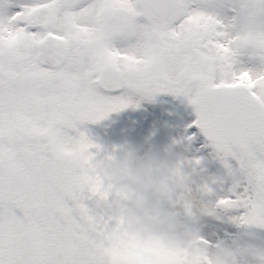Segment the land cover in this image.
<instances>
[{
	"label": "snow or ice",
	"instance_id": "snow-or-ice-1",
	"mask_svg": "<svg viewBox=\"0 0 264 264\" xmlns=\"http://www.w3.org/2000/svg\"><path fill=\"white\" fill-rule=\"evenodd\" d=\"M162 92L236 178L218 202L264 230V0H0V264H105L78 126Z\"/></svg>",
	"mask_w": 264,
	"mask_h": 264
},
{
	"label": "clouds",
	"instance_id": "clouds-1",
	"mask_svg": "<svg viewBox=\"0 0 264 264\" xmlns=\"http://www.w3.org/2000/svg\"><path fill=\"white\" fill-rule=\"evenodd\" d=\"M188 150L180 137L163 146L98 147L91 155L87 198L97 212L89 231L105 264H239L238 253L211 248L199 236L194 187L207 201L201 215L229 209L203 178L201 161L186 158ZM216 159L224 166L220 154ZM262 258L264 252L253 253L250 264H264Z\"/></svg>",
	"mask_w": 264,
	"mask_h": 264
},
{
	"label": "rangeland",
	"instance_id": "rangeland-1",
	"mask_svg": "<svg viewBox=\"0 0 264 264\" xmlns=\"http://www.w3.org/2000/svg\"><path fill=\"white\" fill-rule=\"evenodd\" d=\"M132 105L134 106L111 113L106 119L98 123L80 125L78 129L80 132L85 133L91 143L109 152L113 146L121 144L163 146L169 143L171 139L180 137L185 138L186 142L190 140L193 144L197 141L200 144L198 149L188 155L186 154V158L189 161H201L203 178L212 183L216 198H225L229 192H232L233 186L231 187L230 182L235 184L236 178L230 176L227 169L216 159V152L211 144H204L193 128L189 127L193 125L192 106L185 97L162 92L151 99H147L135 94L132 95ZM189 137L194 138L189 139ZM188 149L190 152L193 146ZM91 151L94 154L96 149L94 148ZM199 183L200 181L197 180V185ZM192 196L197 210L198 231L206 236L209 241L214 242L211 248H223L239 253L237 251H240L241 247L243 248V242L241 241L246 240L249 251L258 253L260 248L255 243L256 235L258 232V235H263L264 239V230H255L250 234H246V238L243 239L237 229L239 224L233 222L235 216L213 217L201 215L198 209L201 207L202 202L207 203V201L201 197L196 187L193 188ZM84 203L89 211L95 215L97 210L94 202L87 198V194ZM212 203H215V201L213 200ZM17 214L19 215V212ZM249 235L250 237H248ZM260 252L264 251L260 249ZM250 255L249 253L239 255V264L250 261Z\"/></svg>",
	"mask_w": 264,
	"mask_h": 264
},
{
	"label": "flooded vegetation",
	"instance_id": "flooded-vegetation-1",
	"mask_svg": "<svg viewBox=\"0 0 264 264\" xmlns=\"http://www.w3.org/2000/svg\"><path fill=\"white\" fill-rule=\"evenodd\" d=\"M255 230H257V229L250 228V231L247 232L246 234H250L251 232H254ZM248 237H250V235ZM259 239H261V243H264L263 235L260 236V235H258V232H257L256 241H255L256 245L259 244V242H258Z\"/></svg>",
	"mask_w": 264,
	"mask_h": 264
},
{
	"label": "water",
	"instance_id": "water-1",
	"mask_svg": "<svg viewBox=\"0 0 264 264\" xmlns=\"http://www.w3.org/2000/svg\"><path fill=\"white\" fill-rule=\"evenodd\" d=\"M194 115H195V110H194ZM195 117H196V115H195ZM196 119H197V117H196ZM196 129H197L198 133L202 136V138H203L204 140L208 141V140L203 136V134L200 132V130H199L197 127H196Z\"/></svg>",
	"mask_w": 264,
	"mask_h": 264
}]
</instances>
